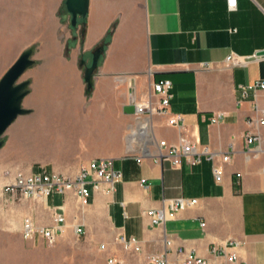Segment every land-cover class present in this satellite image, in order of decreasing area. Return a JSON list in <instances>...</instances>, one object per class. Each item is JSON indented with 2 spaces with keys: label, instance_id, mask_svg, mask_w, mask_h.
Wrapping results in <instances>:
<instances>
[{
  "label": "crops",
  "instance_id": "0c3cea01",
  "mask_svg": "<svg viewBox=\"0 0 264 264\" xmlns=\"http://www.w3.org/2000/svg\"><path fill=\"white\" fill-rule=\"evenodd\" d=\"M64 1L7 0L2 10L0 62H15L31 44L39 49L23 73L30 81L22 99L29 110L19 114L26 118L17 128V153L70 177L89 160L113 158L122 179L112 193L92 190L86 207L72 191L43 197L51 217L63 203V227L80 225L75 234L94 246L87 262L115 255L127 264H147L161 252L168 264H181V246L217 259L212 246L237 238L242 261L264 264V154L248 156L246 143L248 130L264 136L254 106L264 108V91L241 87L264 79V0H236L234 10L226 0H90L77 30L63 29ZM100 45L105 51L86 95L82 59L90 66ZM230 53L246 63L226 64ZM163 77L173 83L167 111L153 114L147 134L132 138L129 132L139 126L135 103L157 100L152 82ZM219 111L224 116L210 121ZM176 113L182 124L170 125L167 118ZM181 138L231 154L221 182L205 155L196 164L183 156L177 168L160 155L161 140L176 144ZM179 196L198 202L153 223L147 211L167 208ZM119 237H134L141 249L125 250ZM36 241L21 230L1 232L0 264H57L56 248ZM102 242L107 248L100 249Z\"/></svg>",
  "mask_w": 264,
  "mask_h": 264
},
{
  "label": "built area",
  "instance_id": "2783aa9c",
  "mask_svg": "<svg viewBox=\"0 0 264 264\" xmlns=\"http://www.w3.org/2000/svg\"><path fill=\"white\" fill-rule=\"evenodd\" d=\"M229 8L234 10L237 7L236 0H226ZM241 63H246L243 56H238L230 53L227 57L226 64L230 65H240ZM243 92L246 90H263L264 91V79L257 80L252 84L241 85ZM173 83L168 79V77H163L157 81L152 82V94L157 97L153 99L152 97L146 103L136 102L134 105L135 120L139 123V126L132 129L129 135L136 139V136L146 135L150 123L149 119L155 113H163L167 111L168 105H170L172 96ZM151 96V95H150ZM255 109L260 111V115L257 118V122L264 126V108L258 106L256 103ZM224 116L222 111L216 112L210 121L216 122ZM183 115L176 113L167 118V122L173 126H179L182 124ZM251 125L254 121L248 120ZM246 143L248 156L255 158L258 154H264V136L260 132H246ZM200 142L196 140H186L181 138L176 144H171L166 139L159 142L160 155L165 154L167 158L172 162L173 167H178L181 164V157H185L190 164H196L201 162V157H205L212 162V173L214 174L216 183L221 182L224 178V164L230 161L231 154L224 152H213L211 149L204 145L200 146ZM254 145V146H251ZM165 149V153H163ZM113 159V158H112ZM112 159L106 157H100L99 159L89 160L86 165L82 166L73 177L67 176L65 173H57L54 171L46 170H35L34 172L27 173L23 170L17 172V174L11 179L6 185L4 192L7 194H13L20 196L21 198L35 199L38 197H48V195H61L65 194L66 191L75 192L79 204L83 207L88 206L90 199L92 198V190L102 188L107 193L114 192L116 183L121 179V173L119 169L114 167ZM137 159V161H139ZM264 170V167H263ZM241 176V173H237ZM146 178H142V182H145ZM198 200L196 197L185 198L184 196H179L175 199H170L168 207L154 208L147 211L150 215L152 222L155 224H163L169 218H175L177 211L182 208H190L197 204ZM55 207V206H54ZM64 206L63 203L55 207L54 213H52V219L54 223L49 226H43L38 224L29 216L23 218V224L21 228V233L26 238H33L35 235L39 234L43 237L44 242L47 245L54 243L55 240L63 233V226L65 222L64 217ZM75 232H82L81 226L77 225L74 228ZM119 242L122 243L125 250H135L139 251L141 247L136 242L134 237L129 239H124V237L118 238ZM242 243L239 239H229L228 241L222 243L221 245L212 246L211 252L217 257L205 258L197 253H193L191 250H187V247L181 246L177 249V254L181 256V264H246L242 261L239 251L237 248L241 246ZM107 248V244L103 243L100 245V249ZM168 258L166 253H155L148 259L147 264H168ZM89 264H127L121 257L115 255H107L103 262L91 261Z\"/></svg>",
  "mask_w": 264,
  "mask_h": 264
},
{
  "label": "rangeland",
  "instance_id": "374dc122",
  "mask_svg": "<svg viewBox=\"0 0 264 264\" xmlns=\"http://www.w3.org/2000/svg\"><path fill=\"white\" fill-rule=\"evenodd\" d=\"M65 2L66 0L60 6L62 13L66 14V18L63 20V29L71 30L72 28H74L75 30H77L78 27H72L71 22H69L71 16L68 10L65 9ZM6 6H8L7 0H0V18L3 12L2 10L5 9ZM67 13L69 17H67ZM79 22H81V19H78V26L80 25ZM78 34L79 37H81L82 34H80L79 32ZM0 41L3 40L0 39ZM29 49H32L33 51H38L39 53V49L36 44L29 45V47H26L24 49V52ZM12 65L13 63L10 62H0V79L2 78L4 72ZM20 80H27V76H24L23 74ZM86 95H88V93ZM25 118V115H20L14 123H11L6 128L7 130L4 135L0 137V139L4 142L3 147L0 149V235L1 232L19 233L22 228L23 218L25 216H29V218H31L38 224H42L43 226H49L54 222L50 215V210L46 209V207L42 203L43 200L41 197L35 199H28L24 197L21 198L19 195L15 197V195L13 194H7L4 192L6 185L8 184V182L11 181L13 175L15 176L17 174V172L23 169H33L35 171L40 169L46 170L49 168L46 167V165H41L40 163V166H38L37 164L32 165V162L37 159L35 158V156L27 157L26 155H18L17 153V128L19 127V124L23 123V120H25ZM54 139L55 137L52 136L48 138V140L50 141H54ZM72 140H76L77 143H80L81 137H79L78 135H74L72 136ZM75 206L77 212L81 213V209L78 208L79 206L77 202H75ZM62 232L63 233L57 238V240H55L54 243L50 245H47L44 242L43 237L39 234L35 235V237L31 239H27H30V241H34L37 239V241L39 240L42 246L49 249L56 248V258L58 259L57 264H89L91 261L87 262V260L90 258L91 255H93L94 246L92 244H87L84 238L82 236H77V234H75L72 229L63 227Z\"/></svg>",
  "mask_w": 264,
  "mask_h": 264
},
{
  "label": "water",
  "instance_id": "95a60500",
  "mask_svg": "<svg viewBox=\"0 0 264 264\" xmlns=\"http://www.w3.org/2000/svg\"><path fill=\"white\" fill-rule=\"evenodd\" d=\"M90 0H66L65 9L70 13V21L72 27H78V19L87 16L89 11L88 4ZM105 49L101 45L98 46L91 58V65H87L86 60L82 59V65H86L83 74L86 87L90 88L94 71L98 67L99 57L103 55ZM264 54V52H261ZM33 50L23 51L20 56L13 62L2 75L0 79V137L6 132V128L14 123L19 114L27 113L29 109L25 108L22 99L29 93V80H20L23 73L30 69L34 64ZM4 142L0 139V149Z\"/></svg>",
  "mask_w": 264,
  "mask_h": 264
},
{
  "label": "trees",
  "instance_id": "16d2710c",
  "mask_svg": "<svg viewBox=\"0 0 264 264\" xmlns=\"http://www.w3.org/2000/svg\"><path fill=\"white\" fill-rule=\"evenodd\" d=\"M81 19L83 20V19H85V17H83V18H81ZM83 38H84V34L81 35V41L83 40ZM91 83H92V82H91ZM91 86H92V84H91ZM92 88H93V86L90 87V88H87V93H88V94H91V92H92Z\"/></svg>",
  "mask_w": 264,
  "mask_h": 264
}]
</instances>
